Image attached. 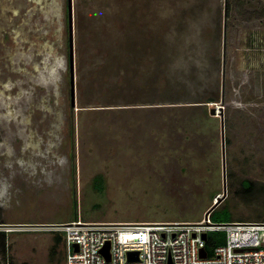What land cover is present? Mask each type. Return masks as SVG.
I'll return each instance as SVG.
<instances>
[{
	"label": "rangeland",
	"instance_id": "374dc122",
	"mask_svg": "<svg viewBox=\"0 0 264 264\" xmlns=\"http://www.w3.org/2000/svg\"><path fill=\"white\" fill-rule=\"evenodd\" d=\"M71 5L73 106L67 0H0V264H64L75 219L200 221L223 171L210 221L264 223V0Z\"/></svg>",
	"mask_w": 264,
	"mask_h": 264
},
{
	"label": "built area",
	"instance_id": "2783aa9c",
	"mask_svg": "<svg viewBox=\"0 0 264 264\" xmlns=\"http://www.w3.org/2000/svg\"><path fill=\"white\" fill-rule=\"evenodd\" d=\"M61 227L64 264H169V259L170 264H264V223L213 224L207 216L192 223L72 221ZM213 233H223L225 240L208 255L205 246ZM107 245L108 259L102 254ZM134 252L137 260L129 261L127 254Z\"/></svg>",
	"mask_w": 264,
	"mask_h": 264
},
{
	"label": "water",
	"instance_id": "95a60500",
	"mask_svg": "<svg viewBox=\"0 0 264 264\" xmlns=\"http://www.w3.org/2000/svg\"><path fill=\"white\" fill-rule=\"evenodd\" d=\"M67 24H68V60H69V72H70V95H71V105L73 106L74 103V79H73V22H72V5H71V0H67ZM221 110V108H220ZM211 115H215V110L212 109L210 110ZM221 134L223 136V123L221 121ZM225 174L223 171V195L222 196H217L215 202L213 203L212 207L205 213V217L209 216L210 213L223 201L225 198V190H226V180H225ZM202 238L204 240L207 239L206 234L202 235ZM75 247V251H77V247ZM109 246L107 245L103 250L102 254L105 255L108 259V251ZM200 257L205 258L206 252L204 249H201L199 251ZM138 253H128L127 254V259L129 261H136L137 260ZM169 264H170V259H169Z\"/></svg>",
	"mask_w": 264,
	"mask_h": 264
},
{
	"label": "trees",
	"instance_id": "16d2710c",
	"mask_svg": "<svg viewBox=\"0 0 264 264\" xmlns=\"http://www.w3.org/2000/svg\"><path fill=\"white\" fill-rule=\"evenodd\" d=\"M227 8H228V0H225V10ZM211 102H216V101H215L214 98H205L204 101H202L200 103L203 104V103H211ZM201 106H203V107H201ZM194 107H197V110L200 111V114H202V116L207 117V111H206L204 105L194 106ZM94 182H95L96 185H98L99 183H101V177L100 176H97L95 178ZM244 184H246L247 188L250 189V183L249 182L243 181L242 182V186ZM212 216H213V213H211L209 215L210 218ZM74 219H75V216H74ZM227 223H232V222H225V224H227ZM6 237H7V232L0 231V256H2V257L5 256V249H6L5 248L6 247L5 241H6ZM224 238H225V236H224L223 233H213V234H210L208 236V240H207V243H206V246H205V249L207 251V254L210 255L212 253V248L214 246L224 244V240H225ZM57 241H61V239L60 238H57Z\"/></svg>",
	"mask_w": 264,
	"mask_h": 264
},
{
	"label": "crops",
	"instance_id": "0c3cea01",
	"mask_svg": "<svg viewBox=\"0 0 264 264\" xmlns=\"http://www.w3.org/2000/svg\"><path fill=\"white\" fill-rule=\"evenodd\" d=\"M257 68L259 69L257 78H259V83L264 84V55H263V59L259 62H257Z\"/></svg>",
	"mask_w": 264,
	"mask_h": 264
},
{
	"label": "flooded vegetation",
	"instance_id": "af4514ba",
	"mask_svg": "<svg viewBox=\"0 0 264 264\" xmlns=\"http://www.w3.org/2000/svg\"><path fill=\"white\" fill-rule=\"evenodd\" d=\"M67 45H68V43H67ZM68 67H69V60H68Z\"/></svg>",
	"mask_w": 264,
	"mask_h": 264
}]
</instances>
